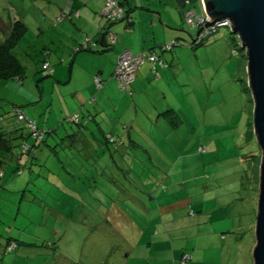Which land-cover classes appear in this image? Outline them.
<instances>
[{"label": "rangeland", "instance_id": "rangeland-1", "mask_svg": "<svg viewBox=\"0 0 264 264\" xmlns=\"http://www.w3.org/2000/svg\"><path fill=\"white\" fill-rule=\"evenodd\" d=\"M40 2L27 3L28 31L15 49L25 67L23 78L0 79V131L20 128L26 138L30 131L17 122L14 107L32 117L40 131L54 129L53 138L76 130L77 124L66 119L75 111H85L74 93L78 81L71 80L76 54L71 45L79 40L75 39L78 28L67 22L69 18L58 28L53 17L46 18ZM5 4L0 0V14L9 24L12 12ZM191 7L200 11L194 3ZM186 25L177 26V32L186 35L179 40L183 46L163 54L164 59H180L170 67L175 70L171 91L164 85L168 98L160 90L156 93L164 107L148 100L147 109L138 111L131 136L139 145L129 151L133 161L109 157L101 165L85 164L84 172L94 174L96 186L54 179L60 172L65 176L67 168L77 169L72 163L62 169L55 161L62 157L60 151L51 157L44 144L31 170L20 146L22 139L15 140L14 154L22 155L20 166L28 168L20 176L8 168V173L13 172L8 176L9 189L2 194L11 197L0 198L7 207L0 210V264L12 260V252L3 260L2 245L6 246L8 226L15 221L20 240L31 244L15 264H181L186 252L193 256L189 264H253L262 149L255 133L248 56L228 27L193 47L191 34L198 30ZM6 34L0 31V42ZM235 48L240 54L234 55ZM46 64L57 72L47 74ZM58 70L66 75L61 82ZM79 84L86 87L85 81ZM124 93L123 107L130 105L132 113L135 96ZM118 101L104 107L90 102L86 109L97 110L99 120L103 108L115 115L120 108L113 105ZM170 109L174 113L165 116ZM28 141L34 143L31 136Z\"/></svg>", "mask_w": 264, "mask_h": 264}, {"label": "crops", "instance_id": "crops-1", "mask_svg": "<svg viewBox=\"0 0 264 264\" xmlns=\"http://www.w3.org/2000/svg\"><path fill=\"white\" fill-rule=\"evenodd\" d=\"M10 6L12 7V13L10 19L13 21V18H20L27 22V18H24L25 11H27V3L36 4V0H8ZM121 3L119 11L123 14V18L112 23H108L104 19L103 9L105 5V0H41L40 6H42V12L45 14L46 18L49 15L52 18V21L56 20L59 14L68 10L69 21L75 24V27L78 28V33L80 35L75 39H79L72 42V47L74 50L84 43L86 38H90L93 41H100L103 38V27H110L120 38V41L114 47L108 49V51H76L73 61L71 62V80L76 78L78 81L77 90H74L75 95L79 98V101L84 105V110L86 111L87 105L92 102L95 104L97 102L102 103L103 107L105 104H110L116 98L119 100L118 103L113 106H119V110H115V115H109L105 108L100 112L101 119L105 123V128L109 131L112 126H117L122 123L128 124L130 136H128L127 144H134L132 140L134 138L131 136L132 130L136 129L135 122L138 120L137 113L140 109H147V101L150 100L152 103L156 101L164 107L165 103H162L156 98V93L160 90L162 97L163 94L168 98L169 94H166L163 89L164 85L171 91L172 87L169 85L171 82L172 76L175 75V70L170 69V67L175 64L176 66L180 62L179 58H174V60L164 59L162 54L161 59L164 60L165 66L157 65V71H153V64L146 62L143 64L142 68L136 73V79L133 83V94L135 96V101L132 104L134 110L130 113V105L125 109L124 102L127 98L124 95V91H120L119 84L114 77V69L117 64V57L120 52L123 50H130L134 53L148 51L152 48H156L158 45L165 42L176 41L177 46H183L180 43L182 35L186 36L182 32H177V26H183L185 23V11L187 10L186 6L183 5L182 0H118ZM138 2V3H137ZM135 11V12H134ZM16 13V14H15ZM66 20H63L58 25V28L63 26ZM187 27V25H186ZM7 29V27H4ZM6 29L4 30L5 32ZM193 33V30L190 29ZM177 32V33H176ZM198 35V33H196ZM195 33L191 34L192 39L197 37ZM8 35V33L6 34ZM7 37V36H6ZM176 37V38H175ZM185 39V38H184ZM62 42V40H60ZM189 42H192L190 40ZM186 43V44H189ZM99 47L102 48V42H99ZM176 46V47H177ZM158 48V47H157ZM184 50V49H182ZM181 50V51H182ZM159 51V50H158ZM78 53H84V55ZM83 57H82V56ZM87 55V58L83 59ZM63 56V55H62ZM81 56V57H79ZM62 58V57H61ZM62 61L64 59H61ZM66 64L60 66L65 67ZM52 67V66H51ZM59 68V67H58ZM56 73L57 70L54 68L53 73ZM60 74V70H58ZM100 75L103 79V88L99 89L95 85L94 78L95 76ZM66 75H61L58 77L61 82L64 80ZM85 81V88L80 86V82ZM122 93V97H120ZM65 99V98H64ZM162 100V99H161ZM105 103V104H104ZM70 102L65 99V106L68 107ZM155 105V104H154ZM167 107V105H165ZM157 108V106H155ZM71 110V109H70ZM149 110V109H148ZM84 111V113H86ZM156 111V110H155ZM92 111L90 110V113ZM93 113V112H92ZM96 113L97 110H96ZM96 113L95 114L96 116ZM132 114L134 116L132 117ZM152 113L150 116H154ZM98 118V117H97ZM129 118L132 121L129 122ZM162 118L157 120V123H160ZM121 122V123H120ZM131 123V124H130ZM123 129L124 127H118ZM118 128L114 130L118 131ZM92 136L94 139L97 138L100 132L91 130ZM61 138V136H60ZM93 140L90 141V143ZM139 145V144H137ZM126 146V145H125ZM129 155V154H128ZM124 160H129V157H124ZM163 162V159H159Z\"/></svg>", "mask_w": 264, "mask_h": 264}, {"label": "trees", "instance_id": "trees-1", "mask_svg": "<svg viewBox=\"0 0 264 264\" xmlns=\"http://www.w3.org/2000/svg\"><path fill=\"white\" fill-rule=\"evenodd\" d=\"M4 1H6V4H5L6 7L10 9V12H12V7L10 6L9 1L8 0H4ZM115 1L117 2L118 0H115ZM190 1L191 2L189 4H187L186 0H182V3L184 6H186V7L189 6L190 8H193V7H191V4H193V3L195 6L198 5L200 7L201 0H190ZM105 2H106V0H105ZM118 3L121 6V3L119 1H118ZM105 5H106V3H105ZM194 9L196 10V8H194ZM1 10H2V7H0V12H1ZM24 13H26V11ZM68 14H69L68 10L62 11L59 14L58 18L56 19V24L59 25L63 20H65L66 18H69ZM122 18H123V16L118 17V18H114V19L109 18L108 16H104V19L107 20L108 23L116 22ZM185 23H186V20H185ZM186 24L190 25L189 23H186ZM4 27H7V29ZM191 28L193 29L192 26H191ZM2 29H3V31L6 29L8 35L4 39H2V41L0 42V79L1 80L16 79L17 77L22 79L23 78L22 74L25 72V67L20 62V60L18 58V54L16 53L15 49L17 48V46L19 44L18 41L28 31L27 30V22L23 19H20V18H13V21L11 20V22L9 24H6V22L4 21V19H2L1 14H0V31H2ZM194 29L198 30L197 33L199 32L198 28H194ZM102 30L104 32V34H103L104 39L100 40L102 42V48L101 49L98 48L100 41H96V40L93 41L92 39L89 38V40H87L86 43L77 47L75 49V51H77V52L78 51H84V50L95 51V52L96 51H98V52L99 51L100 52L101 51H108V49L114 47L115 45H117L119 43L120 38L110 27L105 26L102 28ZM111 32H113L115 34L116 38L118 39L115 44H112L110 39L108 38V35ZM214 33H212L210 38H212ZM207 38H209V37H207ZM205 40L200 41L198 43V41H196V36H195V38L192 39L191 45L193 47L194 46L198 47L200 44H203L205 42ZM238 40L239 39L237 38V40H235L236 41L235 43H238ZM170 43H173V45H175V46H173V48L171 50V51H173L176 48L178 42L172 41ZM170 43L160 44L159 47L157 46L158 48L154 47V48L148 50V52H150V53H155V55L157 56V61L154 62L152 60H149L148 58H145V61L143 62V64L146 63L147 61L152 63L154 66L153 71H156L158 73L157 65H160V66L166 65L164 60L161 59V56H162V54L166 53V51H169V50L164 51L163 48H161V47L166 46V44H170ZM235 49H236V54H240V49L239 48H235ZM126 50H128V49H126ZM122 52H124V50ZM122 52H120L119 55ZM234 53H235V51H234ZM236 54H234V55H236ZM119 55L117 57L116 67L114 69V77H115V71H116V68L118 65ZM142 66L136 71V73H138V71L142 68ZM44 70L46 72H49L47 74L50 75V74H53L54 68L53 67L51 68V64H50V69L46 70V68H44ZM136 75L137 74H135V78L132 81L131 85H128L127 87H122V84H120L118 79L115 77L118 84H119L120 90H123L124 92H128L130 95H132L133 94L132 87L134 85L133 83L135 82ZM97 76L101 77L100 75H97ZM97 76H95L94 81L96 80ZM95 85H96V83H95ZM101 85H102L101 88H103L104 85H103L102 77H101ZM101 88H99V89H101ZM173 110L174 109H170L168 112L164 113V115L167 116L168 113L173 114L174 113ZM20 111L25 113L26 118L28 120L30 119L34 123H35V121L33 120L32 117L28 116L24 110H22L19 107H17V108L14 107V109L12 111L13 116L16 118L17 122H19V123L22 122L25 124V125H23V127L24 128L26 127L30 131L29 135L33 138L34 143L29 144L28 138L30 136H28V138H26V135H24L22 132L19 131L20 128H18L16 131L9 130L8 128H4L2 132L0 131V198L6 197L5 199L7 200L9 197H11V195H8L6 193L2 194L3 190L5 191V190L9 189L8 176L13 171H16L18 173V176H20L23 172L26 171L25 169L28 168V165H30V169L32 170V164L34 163V161H35V163L37 162L38 158L36 157V155H37V152L39 151L42 144L47 146V149H48L51 157H55L57 154L56 152L60 151L59 155H61L62 157L56 156V157H59V159L55 157V161L57 160L61 164L60 166L62 169L64 168V166H67L68 164H71V163H72V165H74L73 167H75L77 169V171H78V169H80L78 172L77 171L75 172L74 170L70 171L69 168L66 167L67 170L64 171V173H63V174H65V176L60 174L62 172H60L58 176L55 174L54 179H56L57 181H58V179H61V180H63V182L65 181V184L69 181H75V182L79 181L78 183H80V180H83V181H85L83 183L84 186H88V187L90 185L96 186L97 181L95 182L93 179V177H95L94 174L89 173L87 175L84 172V170L86 169V167H84L85 164L87 166L89 163H91V164L97 166L101 163L102 160H110V158H112V157L114 160L115 159H121L124 161V159H125L124 157H126V156L129 157V160L133 161L132 154H130L129 151L131 150V146L134 144H131V143L127 144L128 136H130V134H129L130 132L127 131V128L129 130H131L129 128L128 124L122 123L121 126L124 127L123 129L121 128L120 124L118 125V127H120L121 129H119L117 126L113 125L112 128L109 131H107L106 129H104L105 128L104 121L102 119L98 120L97 117L95 116V114H93L92 112L90 113L89 110L85 111L86 113H84V114L82 112L75 111V113H73V115H70L69 117H67L66 120L71 122V124H77L78 128L76 130L75 129H71L70 131L66 130V134L64 133V135L61 136V138H60V136H57V134L53 138V136H51V135L53 134L54 129H53V131H49V132H47L46 130L40 131L37 127L38 124L35 123L38 130L37 131L34 130L33 127L31 125H29L27 120L19 119ZM75 115H76V118H73ZM1 123H3V118L0 115V124ZM3 126H4V124H3ZM115 128H118V131L114 130ZM92 129H94V131L100 132L96 139H94L92 136V132H91ZM14 132H16V134H18V135H14ZM18 132H20V133H18ZM36 133L39 135L38 137L35 135ZM18 138L22 139L20 142L22 144L20 146L22 147L23 152L25 154L24 157L27 160L26 164H28V165H25L24 168H21V166H20L22 163V157L23 156L20 155L17 157L14 154L15 153L14 149L16 148L15 140H17ZM91 140H93V141L90 143ZM125 141H127V142H125ZM132 141H133V143L139 144L136 140H132ZM59 148H60V150H58ZM116 152L119 155L116 156V154H115ZM14 162L16 163V165H13ZM129 164L131 165V163H129ZM102 165H104V164L102 163ZM79 166H80V168H78ZM106 166H108V165H106ZM8 168L13 169V171L8 173ZM67 178H69V179H67ZM91 181H92V183H91ZM78 183H76V184H78ZM100 192H101V190H100ZM100 194L103 195L102 192ZM26 195H27V193L24 194V197H26ZM102 195L100 196L101 198H102ZM6 208L7 207L4 206V203L0 201V210L1 209L5 210ZM16 220H17V218H16ZM15 227H17L16 221L12 224V226H10V227L8 226V228L10 229V235L7 239L6 246L2 245V247L4 248L3 252L5 253V259L3 258V260H6V258H8V256L13 254L12 260L9 261L10 263H8V264H12V263L15 264L16 260L21 255L20 253L23 252L25 247L27 245H31L30 243L28 244L27 242L20 240V238H21L20 232H18V229L15 230L14 229ZM13 252H15V253H13ZM7 253H11V254H7ZM182 257H181V259H182Z\"/></svg>", "mask_w": 264, "mask_h": 264}, {"label": "water", "instance_id": "water-1", "mask_svg": "<svg viewBox=\"0 0 264 264\" xmlns=\"http://www.w3.org/2000/svg\"><path fill=\"white\" fill-rule=\"evenodd\" d=\"M211 22L201 29L228 20L231 33L248 56V75L253 91L255 133L262 149L258 211L256 215V245L253 264H264V0H202Z\"/></svg>", "mask_w": 264, "mask_h": 264}, {"label": "built area", "instance_id": "built-area-1", "mask_svg": "<svg viewBox=\"0 0 264 264\" xmlns=\"http://www.w3.org/2000/svg\"><path fill=\"white\" fill-rule=\"evenodd\" d=\"M191 1L186 0V3L189 4ZM106 5L103 10V15L108 16L109 18H118L121 17L122 14L119 11L120 4L118 1L115 0H106ZM185 20L186 23H189L193 28H198V36L196 37V41L198 43L200 41L205 40L207 37H210L212 33L216 32L219 28L223 27H230L231 22L228 20H223L221 23H217L215 25H211L209 27H205L204 29H201L203 26H205L206 21L211 22L210 17L208 16L207 12L205 11L203 1L201 0L200 3V11L197 12L194 8H188L185 11ZM108 38L110 39L112 44H115L117 42V38L113 32H111L108 35ZM239 43V42H238ZM173 43L166 44V46H163L164 51L169 50L171 51L173 48ZM236 54V51H235ZM145 58H148L152 61H157V56L155 53H150L148 51H143V53L140 54H134L133 51L124 50L119 55L118 58V65L115 71V77L118 79L120 84H122V87H127L128 85H131L132 81L135 78V72L140 68V66L143 65V62L145 61ZM46 70L50 69V65H45ZM96 85H98L99 88L102 87L101 85V77L96 78L95 80ZM76 118V115L73 117ZM19 119L21 120H27L29 125L33 127L34 130H38L36 127V124L32 120H28L26 118V115L24 112L19 113ZM37 137L39 136L37 133L35 134ZM206 148H200V151L205 152ZM181 264H189L190 260L193 258L190 253L186 252L182 255Z\"/></svg>", "mask_w": 264, "mask_h": 264}, {"label": "bare ground", "instance_id": "bare-ground-1", "mask_svg": "<svg viewBox=\"0 0 264 264\" xmlns=\"http://www.w3.org/2000/svg\"><path fill=\"white\" fill-rule=\"evenodd\" d=\"M141 67V66H140ZM135 74H136V72H135Z\"/></svg>", "mask_w": 264, "mask_h": 264}, {"label": "clouds", "instance_id": "clouds-1", "mask_svg": "<svg viewBox=\"0 0 264 264\" xmlns=\"http://www.w3.org/2000/svg\"><path fill=\"white\" fill-rule=\"evenodd\" d=\"M45 132V131H44Z\"/></svg>", "mask_w": 264, "mask_h": 264}]
</instances>
